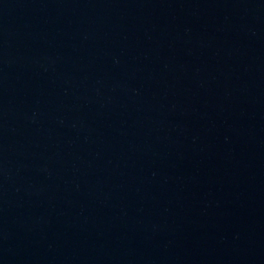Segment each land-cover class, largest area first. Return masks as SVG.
I'll return each instance as SVG.
<instances>
[{
	"label": "water",
	"instance_id": "water-1",
	"mask_svg": "<svg viewBox=\"0 0 264 264\" xmlns=\"http://www.w3.org/2000/svg\"><path fill=\"white\" fill-rule=\"evenodd\" d=\"M0 264H264V0H0Z\"/></svg>",
	"mask_w": 264,
	"mask_h": 264
}]
</instances>
